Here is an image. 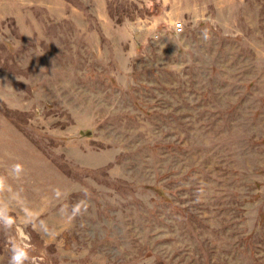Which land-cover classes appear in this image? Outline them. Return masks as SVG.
Here are the masks:
<instances>
[{"label": "rangeland", "instance_id": "obj_1", "mask_svg": "<svg viewBox=\"0 0 264 264\" xmlns=\"http://www.w3.org/2000/svg\"><path fill=\"white\" fill-rule=\"evenodd\" d=\"M0 178V264H264V0H0Z\"/></svg>", "mask_w": 264, "mask_h": 264}, {"label": "clouds", "instance_id": "obj_2", "mask_svg": "<svg viewBox=\"0 0 264 264\" xmlns=\"http://www.w3.org/2000/svg\"><path fill=\"white\" fill-rule=\"evenodd\" d=\"M204 38L207 39V35H205ZM13 167L14 171L17 173H20L23 170V167L20 164H16ZM3 187L4 181L0 178V189ZM11 253L9 264H25V262L29 260V250L27 247H22L14 243L11 247Z\"/></svg>", "mask_w": 264, "mask_h": 264}, {"label": "built area", "instance_id": "obj_3", "mask_svg": "<svg viewBox=\"0 0 264 264\" xmlns=\"http://www.w3.org/2000/svg\"><path fill=\"white\" fill-rule=\"evenodd\" d=\"M175 29L177 33H181L182 31H184V26H176Z\"/></svg>", "mask_w": 264, "mask_h": 264}]
</instances>
